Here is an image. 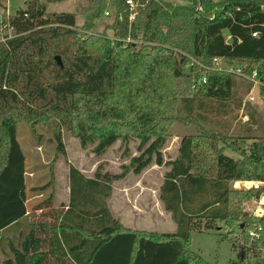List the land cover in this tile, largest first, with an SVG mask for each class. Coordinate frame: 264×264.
<instances>
[{
	"label": "trees",
	"instance_id": "1",
	"mask_svg": "<svg viewBox=\"0 0 264 264\" xmlns=\"http://www.w3.org/2000/svg\"><path fill=\"white\" fill-rule=\"evenodd\" d=\"M107 1L116 14L112 39L89 34L106 0L82 7L83 29L76 13L47 12L41 0H27L8 17L13 36L0 41V264H214L192 251L189 240L193 230L219 222L240 227L230 240L238 249L235 264H264V213L244 206L258 197L257 189L235 187L237 181L264 182V136L248 150L209 130L182 137L160 187L173 233L126 229L107 203L114 181L153 160L163 164L173 123L195 117L197 100H228L238 78L254 85L218 69L215 57L244 74L258 68L264 92V0H134L132 10L126 0ZM203 75L207 82L193 89ZM19 122L32 134L39 123H54L61 152L66 128L83 147L97 141V155L132 138L141 154L118 173L99 168L88 177L70 165L68 202L55 205L49 196L28 209ZM226 146L239 157L226 154ZM253 230L259 239H252Z\"/></svg>",
	"mask_w": 264,
	"mask_h": 264
},
{
	"label": "rangeland",
	"instance_id": "2",
	"mask_svg": "<svg viewBox=\"0 0 264 264\" xmlns=\"http://www.w3.org/2000/svg\"><path fill=\"white\" fill-rule=\"evenodd\" d=\"M158 1L174 5L191 4L188 0ZM41 2L46 5L47 12L76 13L78 27L83 29L81 27L84 16L81 9L88 4V0H41ZM26 3L27 0H4L5 7H0V17L6 19ZM105 11H108L109 15L105 16L103 13L96 18L89 34L104 35L112 39L114 35L111 26L116 14L110 1L106 0ZM189 65L184 66L185 72L189 70ZM249 86V82L238 78V85L234 89L233 96L228 100H197L195 117L182 118L173 123L162 149L163 164L158 165L153 160L141 172L130 171L125 178L117 180L115 184L118 188L114 189L110 203L112 208L116 210L119 208L117 213L120 219L126 224L133 218L140 222L151 220L150 222L153 223H149L150 226L141 223L138 224L139 227L132 228L120 222L124 228L159 235L173 233L176 230L171 213L165 208L161 199L160 187L165 173L170 169L167 162L178 157L179 146L185 134L203 135V130L214 131L226 136L229 142L234 141L241 149H247L258 137L264 136V92L256 84ZM179 106L181 107L182 104L180 103ZM182 113L184 117L185 112ZM54 128V123L41 122L35 134H32L25 122L18 123L17 137L26 155L28 209L49 196H52L55 205L68 202L70 165L76 166L86 176H93L99 168L102 172L118 173L122 171L123 166L130 164L133 157L141 154L138 149L140 141L132 138L129 141L119 139L102 154L97 155L94 151L97 141L83 147L79 138L66 128L61 130L64 146V152H61ZM222 145V142H217V146ZM224 152L232 157H239V154L228 146L224 148ZM124 179L126 182L118 183ZM236 184L257 190L261 188V186L256 187L253 181H237ZM250 206L254 207V203ZM135 207H140L145 212L142 210L132 212ZM219 223L218 228L193 230L189 240L190 249L200 253L211 263L235 264L234 261L238 260V249H232L230 240L236 238L235 234L240 227L237 223L232 226L224 222Z\"/></svg>",
	"mask_w": 264,
	"mask_h": 264
},
{
	"label": "built area",
	"instance_id": "3",
	"mask_svg": "<svg viewBox=\"0 0 264 264\" xmlns=\"http://www.w3.org/2000/svg\"><path fill=\"white\" fill-rule=\"evenodd\" d=\"M127 4L130 6V9L132 10L135 5L137 4V2H135L134 0H126ZM104 15H109L108 11L104 12ZM9 17V16H8ZM8 17L6 19H4L3 17H0V41H6L7 39L11 38L13 36L12 34V30L13 27L10 25ZM134 18V14L132 13L130 16V19ZM257 32L253 33V36H256ZM214 62L216 63V67L218 69H223V70H228L230 72L235 73L236 75L242 76L245 79H247L248 81L252 82L254 85H261L262 84V80L259 76V69L255 68L251 74H244L242 72L241 68H235L233 66H230L228 64H226L222 58H218L215 57L214 58ZM207 82V78L205 75H203L202 77H200L199 79H197L195 81V83L193 84V89H198L200 86L204 85ZM256 187L261 186L264 187V182H259V181H253ZM246 183V182H245ZM243 183V184H245ZM236 184V183H235ZM240 186V185H239ZM238 184H236V187H239ZM244 186V185H243ZM248 187V186H245ZM260 189H258L257 191L260 192ZM251 203H254V207L250 206ZM245 206V210H247L248 212L254 214V215H262L264 213V192L259 193L258 197L255 200H252L250 202H246L244 204ZM238 232L235 234L237 235ZM250 236L252 237V239H259L260 238V234L258 233V231H250ZM262 252L264 254V242L262 243Z\"/></svg>",
	"mask_w": 264,
	"mask_h": 264
},
{
	"label": "crops",
	"instance_id": "4",
	"mask_svg": "<svg viewBox=\"0 0 264 264\" xmlns=\"http://www.w3.org/2000/svg\"><path fill=\"white\" fill-rule=\"evenodd\" d=\"M81 171V170H80ZM86 175V174H85ZM88 177H91L92 175H87ZM127 179V178H126ZM126 179H124V180H122V181H118V183H124V181L126 182ZM117 181H114L113 182V184H112V186H113V190H112V194H113V191H114V189L115 188H118L117 186H116V183ZM126 185H128V183L126 184ZM124 188H126V187H124ZM69 193H70V187H69ZM112 194H111V196L110 197H108V199H107V203H108V207H109V209H110V211H111V213H112V215L115 217V218H117V219H119L120 221L119 222H121V223H123L124 225H126V226H128V227H139V225L138 224H140L141 225V223L142 224H147L148 226H150L151 224H153V223H151L150 221L151 220H149V221H147V222H140L139 220H137L136 218H133L132 220H129L127 223L128 224H126L125 222H124V220L123 219H120V217H119V215H118V211H119V208H117V210L116 209H114V208H112L111 207V197H112ZM138 210H142L143 211V209H141L140 207H135V208H133V211L132 212H136V211H138ZM143 212H145V211H143ZM149 223H151V224H149ZM155 225H157V224H155Z\"/></svg>",
	"mask_w": 264,
	"mask_h": 264
},
{
	"label": "water",
	"instance_id": "5",
	"mask_svg": "<svg viewBox=\"0 0 264 264\" xmlns=\"http://www.w3.org/2000/svg\"><path fill=\"white\" fill-rule=\"evenodd\" d=\"M56 60H57L58 64L62 67V66H63V63H62V61H61V57H60V56H56ZM259 193H260V192L257 191V192H256V195L258 196Z\"/></svg>",
	"mask_w": 264,
	"mask_h": 264
}]
</instances>
